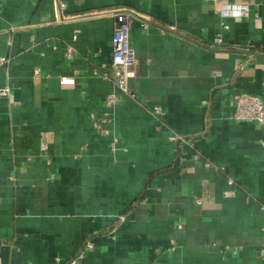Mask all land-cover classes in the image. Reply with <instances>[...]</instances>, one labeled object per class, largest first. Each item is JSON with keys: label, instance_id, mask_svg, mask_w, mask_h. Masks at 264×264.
<instances>
[{"label": "crops", "instance_id": "0c3cea01", "mask_svg": "<svg viewBox=\"0 0 264 264\" xmlns=\"http://www.w3.org/2000/svg\"><path fill=\"white\" fill-rule=\"evenodd\" d=\"M61 1L71 20L0 0V264H67L87 241L78 264H263L264 128L230 117L241 93L264 103V0ZM233 3L249 17L215 13ZM114 12L132 99L99 74ZM109 95L114 152L91 120Z\"/></svg>", "mask_w": 264, "mask_h": 264}, {"label": "built area", "instance_id": "2783aa9c", "mask_svg": "<svg viewBox=\"0 0 264 264\" xmlns=\"http://www.w3.org/2000/svg\"><path fill=\"white\" fill-rule=\"evenodd\" d=\"M36 1V0H29ZM214 2L215 0H206ZM55 5L59 19L61 21L71 20L74 17L63 16V11L66 6L61 0H55ZM223 19L226 18H248L250 15V9L248 5L239 4H225L221 5L215 12ZM114 17L117 19V25L113 31L111 39V60L108 66L100 67L99 74L103 79H109L112 77L115 89L120 93L124 94L129 98H133L131 89L129 88V81L137 75L138 61L135 58L133 49L130 46V31L129 24L127 21L128 14L124 12H114ZM222 28L227 29L228 26L222 23ZM76 37H73L75 40ZM215 43L220 45L221 40L216 39ZM65 57L67 59L72 57V48L67 47L65 51ZM6 62L5 57L0 58V64ZM98 72V71H97ZM61 87L63 88H73L75 83L72 77H62L59 80ZM9 90L4 87L0 89V98H5L8 96ZM115 104L114 95H109L105 99L106 110L100 118L91 117L92 127L96 134L100 137L109 138V149L114 152L117 145V139L114 135L110 133L107 126L112 123L111 109ZM153 116H159L161 111L159 108H155L152 112ZM232 120L244 123H255L264 128V103L261 99L251 96L245 93L239 94L234 99V109L230 117ZM175 142H178L180 147L189 145L188 141H185L181 137H173ZM260 145L264 148V138L260 141ZM184 148V147H183ZM195 159H198L195 156ZM206 168H210L211 165L208 162L204 163ZM231 181H228V185H231ZM230 194V193H229ZM261 211L264 214V204L261 206ZM94 244L91 241H87L82 249L73 259H71L67 264H78L84 259L85 253L92 251ZM262 262L264 264V245L261 251Z\"/></svg>", "mask_w": 264, "mask_h": 264}]
</instances>
